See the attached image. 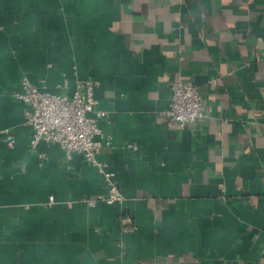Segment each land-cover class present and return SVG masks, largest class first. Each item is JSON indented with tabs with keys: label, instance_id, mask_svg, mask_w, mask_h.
Instances as JSON below:
<instances>
[{
	"label": "crops",
	"instance_id": "1",
	"mask_svg": "<svg viewBox=\"0 0 264 264\" xmlns=\"http://www.w3.org/2000/svg\"><path fill=\"white\" fill-rule=\"evenodd\" d=\"M23 76L99 82L123 203L90 208L97 169L31 148ZM179 81L208 106L182 129ZM0 264H264V0H0Z\"/></svg>",
	"mask_w": 264,
	"mask_h": 264
},
{
	"label": "built area",
	"instance_id": "2",
	"mask_svg": "<svg viewBox=\"0 0 264 264\" xmlns=\"http://www.w3.org/2000/svg\"><path fill=\"white\" fill-rule=\"evenodd\" d=\"M99 85L93 79L79 80L75 90L69 93V85L65 82L60 86L62 92L52 93L23 76L20 89L15 93L26 105L25 124L30 130L32 149H37L42 142L58 144L67 160L80 154L101 175L104 192L82 199L90 208H95L98 203L114 205L125 200L115 173L97 157L100 151L112 145V137L99 126V120L107 117L105 111L98 109L95 97ZM171 91L168 108L163 112L171 124L182 129L206 116L207 102L196 86L179 81L172 84ZM8 140L11 146L15 144L10 134ZM50 202H54L52 196ZM121 229L124 233L136 230L127 218Z\"/></svg>",
	"mask_w": 264,
	"mask_h": 264
}]
</instances>
